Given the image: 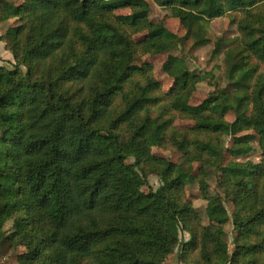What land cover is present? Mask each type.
Returning <instances> with one entry per match:
<instances>
[{"label": "trees", "instance_id": "trees-1", "mask_svg": "<svg viewBox=\"0 0 264 264\" xmlns=\"http://www.w3.org/2000/svg\"><path fill=\"white\" fill-rule=\"evenodd\" d=\"M14 2L0 247L19 264H168L183 233L179 264H264V0ZM154 4L185 34L152 20ZM215 18L238 33L216 40L235 89L200 97L199 72L169 67L210 42Z\"/></svg>", "mask_w": 264, "mask_h": 264}, {"label": "rangeland", "instance_id": "rangeland-1", "mask_svg": "<svg viewBox=\"0 0 264 264\" xmlns=\"http://www.w3.org/2000/svg\"><path fill=\"white\" fill-rule=\"evenodd\" d=\"M12 1L15 0H0V66L5 67L6 69H13L12 65L14 61L13 42L15 40V33H9L8 29L10 26L15 25V18L11 17V19H9L8 14H6L7 11L12 13L17 10L16 2L12 5ZM7 6L9 7L7 8ZM151 19L154 21L164 22L166 27L174 34L184 35L186 32L187 26L180 25L179 21L171 16V12L167 8L159 7L154 4ZM210 27L211 36L209 43L199 46L194 52L189 53L185 60H176L171 63L169 67L170 71H173L180 66H187L191 71L195 70L199 72L203 81L199 83L196 93L200 97L212 95L217 92L218 88L227 84L225 73L230 69V65L224 61V52L229 50V46H224L223 44L216 42V40L218 38L228 40L238 36L236 28L229 25L225 18H215L211 20ZM215 43L219 44L222 49V54L218 58L212 57V51ZM185 51L187 52V50ZM229 84L230 85L227 84L229 86V91H233L235 89V85L230 81ZM168 85V83L164 84V90L168 88ZM250 147L252 148V151L248 155V158L253 160L260 158L261 151L257 141H253L250 144ZM208 182L210 185V195L221 196V193L216 185L215 177H211L210 175ZM150 183L154 191L161 185L160 181L155 177L150 179ZM193 193L194 195L199 193L197 188L194 189ZM223 202L222 214L231 218L230 209L224 199ZM230 218L224 226L225 231L227 232L226 242L231 250H233L234 232L232 230V222ZM187 239L188 236L183 235L182 233L180 235L179 245ZM179 245L177 247L175 258L168 264H179L177 259ZM16 253V250L11 249L7 243H4L0 247V264H19Z\"/></svg>", "mask_w": 264, "mask_h": 264}, {"label": "crops", "instance_id": "crops-1", "mask_svg": "<svg viewBox=\"0 0 264 264\" xmlns=\"http://www.w3.org/2000/svg\"><path fill=\"white\" fill-rule=\"evenodd\" d=\"M8 12H9V11H7V13H6V14H8Z\"/></svg>", "mask_w": 264, "mask_h": 264}]
</instances>
